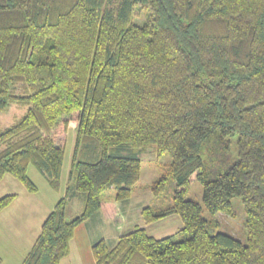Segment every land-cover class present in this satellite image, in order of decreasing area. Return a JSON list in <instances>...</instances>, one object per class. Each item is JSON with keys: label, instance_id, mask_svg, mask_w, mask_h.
<instances>
[{"label": "trees", "instance_id": "obj_1", "mask_svg": "<svg viewBox=\"0 0 264 264\" xmlns=\"http://www.w3.org/2000/svg\"><path fill=\"white\" fill-rule=\"evenodd\" d=\"M11 104L27 110L0 130V180L30 192L31 164L60 188L76 121L66 194L22 264H60L80 224L119 214L150 147L171 162L141 215L178 214L183 227L98 239L96 264H264V0H0V113ZM196 180L212 214L232 215L240 198L246 243L187 197ZM111 187L116 202L103 198Z\"/></svg>", "mask_w": 264, "mask_h": 264}, {"label": "rangeland", "instance_id": "obj_2", "mask_svg": "<svg viewBox=\"0 0 264 264\" xmlns=\"http://www.w3.org/2000/svg\"><path fill=\"white\" fill-rule=\"evenodd\" d=\"M26 110V106L11 104L7 111L0 113V130L15 123L24 115ZM75 126L76 121L72 120L68 130L61 186L58 190L51 186L48 179L33 164L29 166L28 174L38 187L36 192H30L21 181L12 175L8 174L0 180V197L8 193L17 194L13 203L0 211V256L5 264L23 263L24 257L41 231L43 221L58 200L65 196L75 145ZM170 162L171 156L169 154L157 156L154 147H150L149 151L142 157L138 187L133 190L129 198L117 201V189L115 187H111L103 193V198L117 201L123 223L119 225L120 220L115 214L110 216L101 213L97 218L90 219L89 230L82 232L83 234L80 233L81 235L77 234L72 239L71 252L62 259L61 264H78L80 260H84L87 256L85 251L89 250L90 240L94 242L105 237L104 239L112 243L120 234L137 226L145 227L155 237H164L176 233L182 228L183 221L178 214H171L150 224L146 223L141 215L142 208L154 200V193L149 184L161 175L164 165ZM172 191L173 188L169 187L164 197H170ZM187 197L201 203L206 217H214L220 222L219 231L229 233L243 243L247 242L245 213L240 198H233L234 212L232 215L225 212L212 214L204 205L203 185L199 180L193 183ZM83 203L82 196L77 195L72 198L67 216L72 217L79 213Z\"/></svg>", "mask_w": 264, "mask_h": 264}, {"label": "crops", "instance_id": "obj_3", "mask_svg": "<svg viewBox=\"0 0 264 264\" xmlns=\"http://www.w3.org/2000/svg\"><path fill=\"white\" fill-rule=\"evenodd\" d=\"M118 215V218H119V220H120V223H119V225H121V223H123V219H122V216H121V214L119 213V214H117ZM88 223H89V220H87L86 222H84V223H82V224H80L77 228H76V230H75V235H74V237L77 235V234H79V235H81V234H83L82 232H84V231H88L89 230V228H88ZM108 224L110 223V222H107ZM81 233V234H80ZM73 237V238H74ZM102 238H105V237H102ZM116 240V239H115ZM92 243H93V241H91L90 240V243H89V250L87 249V247H86V254H87V256H86V258L84 259V260H80V262L78 263V264H96V261H95V258H94V255H93V252H92ZM92 253V254H91ZM89 259V260H88ZM61 264V263H60ZM67 264H75V263H67Z\"/></svg>", "mask_w": 264, "mask_h": 264}]
</instances>
